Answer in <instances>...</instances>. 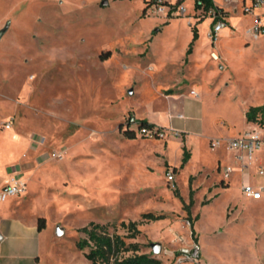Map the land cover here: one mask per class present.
Listing matches in <instances>:
<instances>
[{"label": "rangeland", "instance_id": "obj_1", "mask_svg": "<svg viewBox=\"0 0 264 264\" xmlns=\"http://www.w3.org/2000/svg\"><path fill=\"white\" fill-rule=\"evenodd\" d=\"M102 1L0 0V30L8 26L0 37V188L16 164L29 179L26 193L0 200V255L9 264H91L77 246L81 228L93 221L125 236L120 223L137 221L141 233L127 241L162 264H264V198L244 196L241 173L222 178L234 161L228 142L250 125L246 109L264 104V31L255 32L264 10L216 0L229 12L213 42L210 12L195 11L194 0L172 18L143 15V0ZM191 24L199 37L188 55ZM183 74L186 105L170 117L166 97ZM142 119L174 127L163 138H129L128 123L138 129ZM184 144L191 158L182 169ZM257 156L264 162V147ZM245 175L264 183L255 167ZM148 212L164 217L143 218ZM195 243L199 261L177 262Z\"/></svg>", "mask_w": 264, "mask_h": 264}, {"label": "built area", "instance_id": "obj_2", "mask_svg": "<svg viewBox=\"0 0 264 264\" xmlns=\"http://www.w3.org/2000/svg\"><path fill=\"white\" fill-rule=\"evenodd\" d=\"M227 3L240 4L244 11L252 12L257 9L264 10V0H223ZM150 5L147 10L149 13L153 14H163L167 17L170 10V4H175V0H150ZM218 4V3H217ZM224 10H226L221 4H218ZM184 5H179L174 14L184 13ZM227 11V10H226ZM210 17L215 23L211 25L209 37L211 41L217 42L220 37L221 31L227 26V15L222 12H216L210 10ZM264 12L256 16V30L255 32L264 31L263 23ZM213 58H217L215 52H212ZM191 94L197 96L195 90H191ZM135 120H132V123ZM130 124L129 130L135 135L145 136V137H159L163 138L166 135V131L163 128L150 127L146 125H141L139 123L138 129H135L133 124ZM10 123L6 124L7 128H10ZM219 144V141H212L211 146L214 148ZM228 149L235 152L234 163L232 165H226L223 168V178L228 180L230 175L234 172L235 167H238L243 174H246L252 167H255V171L258 175H264V162L257 163L259 160L257 153L264 147V124H250V126L240 135L235 138L230 139L227 145ZM63 155L62 151L53 152L52 157L59 159ZM167 181L175 182V174L173 170L166 173ZM173 186H175L173 184ZM27 180L21 175L20 171L14 170L10 171L7 175V180L5 185L0 189V200H6L9 197H15L26 192ZM264 187L254 186L249 183H244L242 185V193L245 197L251 199H261L263 196ZM201 257V246L195 243L192 247L182 249L181 254L176 258L177 262L184 261H199Z\"/></svg>", "mask_w": 264, "mask_h": 264}, {"label": "trees", "instance_id": "obj_3", "mask_svg": "<svg viewBox=\"0 0 264 264\" xmlns=\"http://www.w3.org/2000/svg\"><path fill=\"white\" fill-rule=\"evenodd\" d=\"M150 0H143V15L148 14L147 10L149 8ZM187 0H175V4H170V10L167 17L173 16V11L177 9L179 5H182ZM195 11H202L204 13L214 10L216 12H222L228 14V11L224 10L219 6L215 0H194ZM197 14V21H203L207 16L203 13ZM215 23L212 21L211 25ZM193 31V40L187 51V54H191L193 51V45L199 37V29L197 24L191 25ZM109 55V52L106 53ZM246 120L250 124H264V104L258 106H250L245 113ZM131 122L125 129V133L129 138H135L136 135L129 130ZM141 125H146L150 127H157L156 124L149 122L147 119L140 120ZM191 158V151L187 146L183 145V157L180 164V168H184ZM177 167H173V171H176ZM177 190V189H176ZM177 197H181L178 191L175 192ZM193 203L192 195L190 203L185 205L192 234L194 235V221H191L190 206ZM143 218L148 220H159L164 216L161 214H154L152 212L142 214ZM198 219V216H196ZM121 227L126 229L127 235L123 236L117 232L110 233L108 229V224H101L97 222H90L88 225L80 229L85 233V237L81 238L77 242V246L80 250L84 251L86 259L90 261L91 264H162V261L155 257L153 254L140 253V244L136 241H127V239H135L140 233L139 222L137 221H122L120 223ZM45 217L41 216L37 223V230L40 232L45 229Z\"/></svg>", "mask_w": 264, "mask_h": 264}, {"label": "crops", "instance_id": "obj_4", "mask_svg": "<svg viewBox=\"0 0 264 264\" xmlns=\"http://www.w3.org/2000/svg\"><path fill=\"white\" fill-rule=\"evenodd\" d=\"M188 1V0H187ZM187 1H185L184 3H183V5L187 2ZM215 2L216 3H218V4H221L228 12H229V10L222 4V3H219V2H217L216 0H215ZM184 8H185V6H184ZM185 13H186V8H185V11H184V14L183 15H185ZM229 19V18H228ZM192 25V24H191ZM217 55V54H216ZM184 80H186V77H185V74H183V77H181V78H179V83L178 84H176L175 85V90H173L170 94H168L167 95V97H166V99H167V107H168V112H169V115H170V117H175V116H181V110L183 109V107L186 105V97H187V95L184 93V91H183V88H182V85H183V81ZM191 90H194V89H191ZM191 90H190V95H193V94H191ZM196 91V90H195ZM197 92V91H196ZM197 94H198V92H197ZM195 96V95H194ZM248 110V108L246 109V111ZM246 113V112H245ZM149 122H152V123H154V124H156L157 126H160V127H162V128H166L167 130L169 129V128H173L174 127V125H173V121L172 120H170V122L169 123H155L154 121H149ZM250 126V125H249ZM248 126V127H249ZM247 127V128H248ZM183 130H185V128H182L181 129V132H182V135H183V137L184 138H186V136H185V131H183ZM169 131V130H168ZM245 131V130H244ZM137 136V135H136ZM234 156H235V153H234ZM219 161H221V159H219ZM222 162V161H221ZM233 163H234V161H233ZM232 163V164H233ZM232 164H230V165H232ZM187 165V164H186ZM16 166H17V168H18V170L20 171V173H21V175L27 180V188H28V178H27V175L25 176V174H24V168L22 167V165L21 164H16ZM223 166V165H222ZM224 166H226V165H224ZM224 166H223V168H224ZM235 172H237V173H241V177H242V179H241V190H242V185L244 184V183H247V181H246V175L245 174H243V172L238 168V167H235V169H234V172L233 173H235ZM232 173V174H233ZM232 174L230 175V178L227 180V181H229L230 179H231V177H232ZM222 178H223V172H222ZM6 180H7V178H6ZM6 183V182H5ZM5 183L2 185V187L5 185ZM230 183V182H229ZM254 186H263L264 187V183H259V184H256V185H254ZM1 187V188H2ZM0 188V189H1ZM27 192V191H26ZM25 192V193H26ZM264 198V191H263V196H262V198L261 199H258L257 201H260V200H262ZM248 199H251V198H248ZM251 200H255V199H251ZM3 239V238H2ZM1 241V240H0ZM201 250H202V248H201ZM8 260H9V258L7 257V256H5V255H0V264H7L8 263ZM9 264V263H8Z\"/></svg>", "mask_w": 264, "mask_h": 264}, {"label": "water", "instance_id": "obj_5", "mask_svg": "<svg viewBox=\"0 0 264 264\" xmlns=\"http://www.w3.org/2000/svg\"><path fill=\"white\" fill-rule=\"evenodd\" d=\"M108 3H109L108 0H103V1H102V5H107ZM7 28H8V26H6L4 29L0 30V37H2V35H3V34L5 33V31L7 30ZM131 92H132V90H131ZM63 232H64V230H63L61 227H58V228H57V234H58V235H62ZM2 238H3V236L0 235V240H2ZM151 248H152V251H153L154 254H159V253L161 252V248H162V246H161L160 243H158V242H154V243L151 244Z\"/></svg>", "mask_w": 264, "mask_h": 264}]
</instances>
